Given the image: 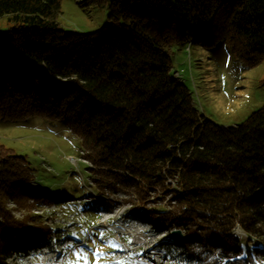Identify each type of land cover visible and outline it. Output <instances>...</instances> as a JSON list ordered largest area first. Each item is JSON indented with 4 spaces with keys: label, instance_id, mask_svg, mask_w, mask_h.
Instances as JSON below:
<instances>
[{
    "label": "trees",
    "instance_id": "obj_1",
    "mask_svg": "<svg viewBox=\"0 0 264 264\" xmlns=\"http://www.w3.org/2000/svg\"><path fill=\"white\" fill-rule=\"evenodd\" d=\"M108 1L109 23L80 34L60 29L62 0H0V18L13 24L0 41V121L64 122L102 179L99 189L119 185L144 197L176 179L171 223L185 229L192 258L264 264V104L243 124L220 126L198 113L171 74L174 45L212 50L222 42L246 68L264 61V0L81 4ZM31 179L25 160L0 146V264L12 247L50 237V228L30 226L28 216L18 220L5 206L26 207ZM236 225L258 241L252 253L230 235Z\"/></svg>",
    "mask_w": 264,
    "mask_h": 264
},
{
    "label": "rangeland",
    "instance_id": "obj_2",
    "mask_svg": "<svg viewBox=\"0 0 264 264\" xmlns=\"http://www.w3.org/2000/svg\"><path fill=\"white\" fill-rule=\"evenodd\" d=\"M109 13V1L99 8L85 7L81 0H62L57 23L64 32L89 34L109 23ZM12 29L13 24L6 17L0 18V41L9 37ZM171 51V74H179V81L190 91L198 113L215 124L239 126L264 104V61L246 68L232 57L222 42L215 44L212 50L195 43L191 47L174 45ZM0 146L22 157L31 170L28 194L33 192L54 202L40 205L34 197L27 198L26 207L11 200L5 202L6 209L16 219L28 216L33 221L30 226L51 229L47 243L30 246L22 252L13 250L5 257L6 264H42L43 253L50 258L45 261L47 264H132L125 260L113 261V254L123 248L108 230L98 227L97 209L110 201H119L126 213L144 210L147 212L141 215L147 220L158 224L160 219L168 218V226L178 227L171 223L177 216V206H168L173 199L170 187H157L144 197L119 185L99 189L102 179L91 173L83 160L80 140L64 122L39 117L20 122L0 121ZM98 193L102 199L93 201L98 204L88 203V198H96ZM162 206L166 208L164 214L159 213L164 209L160 208ZM71 215H82V218L76 221L75 230L68 232L71 223L63 224L62 218ZM180 230L186 234L184 228ZM67 239L84 242V245L62 246V241ZM238 241L243 253H252L258 248V241L246 235L239 236ZM174 260L176 264H203L182 247ZM218 260L222 262L223 258Z\"/></svg>",
    "mask_w": 264,
    "mask_h": 264
},
{
    "label": "built area",
    "instance_id": "obj_3",
    "mask_svg": "<svg viewBox=\"0 0 264 264\" xmlns=\"http://www.w3.org/2000/svg\"><path fill=\"white\" fill-rule=\"evenodd\" d=\"M175 75L176 77H179L178 73H175ZM85 163L91 166V164L86 160ZM167 185L172 188V195L174 199L176 196L175 192L177 193L180 191L178 182L176 179H168L166 182V186ZM106 190L110 191L109 189ZM100 199H102V196L98 193L96 198L89 197L88 202L98 204L93 201H100ZM173 199L171 198L168 204L170 208L172 205H176ZM118 202L119 201H110L100 205L99 217L97 218L98 226L108 230L112 234L114 240L123 248L121 251H117L113 254V261L120 262L125 260L132 264H174L176 262L174 260L175 254L178 253L181 247L182 249L184 248L181 246L183 241H175L172 238V233L180 230V228L173 225L170 228L159 229L155 223L147 220L141 215L144 210H142L143 212L133 211L132 213H126L125 208L121 207ZM160 208H164L161 211H166L165 207L162 206ZM80 218H82V215H71L66 219L62 218V223H71L67 230L69 232H73L75 230L74 227L78 225L76 221ZM181 231L185 235V232L183 230ZM136 232H141L142 238L139 237L140 239H137V236H135ZM230 234L236 239H239V236H244L239 226H236ZM63 245L64 247L71 246L74 245V242L71 239H67L63 242L62 246ZM83 245L84 242H81L76 246ZM29 247L25 250L29 249ZM13 248L14 247H12V249ZM43 255H45V253L41 254V257L44 259L41 263L47 264L45 261H50V258ZM227 261L230 260L226 259L225 262Z\"/></svg>",
    "mask_w": 264,
    "mask_h": 264
},
{
    "label": "bare ground",
    "instance_id": "obj_4",
    "mask_svg": "<svg viewBox=\"0 0 264 264\" xmlns=\"http://www.w3.org/2000/svg\"><path fill=\"white\" fill-rule=\"evenodd\" d=\"M30 194H31V196L30 197H36V196H42V195H39V194H34L33 192H30ZM173 201L175 202V203H177V199H173ZM135 236H137L136 238L137 239H140V238H142L141 236H142V234H141V232H136L135 233ZM140 237V238H139ZM175 241H177V240H175ZM175 241H173V242H175ZM31 247H29V249H30ZM28 249V250H29ZM12 250H15V251H18V252H22V249H15V248H13Z\"/></svg>",
    "mask_w": 264,
    "mask_h": 264
},
{
    "label": "water",
    "instance_id": "obj_5",
    "mask_svg": "<svg viewBox=\"0 0 264 264\" xmlns=\"http://www.w3.org/2000/svg\"><path fill=\"white\" fill-rule=\"evenodd\" d=\"M172 238L177 241H183L185 239L184 235L182 234L180 230L173 232Z\"/></svg>",
    "mask_w": 264,
    "mask_h": 264
}]
</instances>
